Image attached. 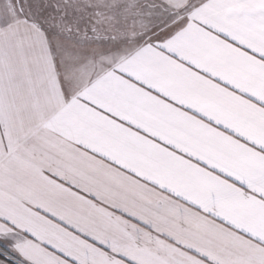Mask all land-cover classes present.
<instances>
[{
  "label": "snow or ice",
  "instance_id": "6c2138e0",
  "mask_svg": "<svg viewBox=\"0 0 264 264\" xmlns=\"http://www.w3.org/2000/svg\"><path fill=\"white\" fill-rule=\"evenodd\" d=\"M0 264H264V0H0Z\"/></svg>",
  "mask_w": 264,
  "mask_h": 264
}]
</instances>
